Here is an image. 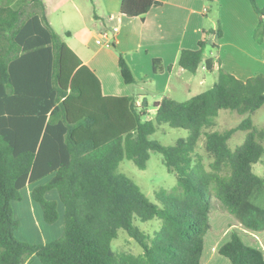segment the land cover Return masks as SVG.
Returning <instances> with one entry per match:
<instances>
[{
	"label": "trees",
	"instance_id": "1",
	"mask_svg": "<svg viewBox=\"0 0 264 264\" xmlns=\"http://www.w3.org/2000/svg\"><path fill=\"white\" fill-rule=\"evenodd\" d=\"M250 1L261 17L255 37L264 42V9ZM156 3L122 0L120 13L143 19ZM206 46L202 40L197 49L182 50L178 65L193 75L203 67L214 72ZM119 67L127 85L137 82L123 54ZM139 99L103 95L97 75L51 26L43 0H9L0 7V264H27L33 256L42 264H202L212 196L243 229L264 231V207L253 201L264 192V177L253 170L264 156V129L253 120L264 106V75L243 81L219 68L214 86L187 101L164 97L150 105ZM223 110L245 118L212 131ZM161 125L189 135L163 146L151 140ZM239 131L247 133L245 141L232 150L229 142ZM203 137L208 165L195 157ZM150 152L160 153L177 176L171 192L156 194L158 203L117 172L124 160L145 170ZM46 178L32 197L53 225L58 202L46 194L58 192L63 234L46 244L21 241L13 204L28 185ZM153 220L160 226L152 235L136 224ZM120 230L141 254L113 249ZM218 252L231 264H264V252L246 244L239 231Z\"/></svg>",
	"mask_w": 264,
	"mask_h": 264
},
{
	"label": "crops",
	"instance_id": "2",
	"mask_svg": "<svg viewBox=\"0 0 264 264\" xmlns=\"http://www.w3.org/2000/svg\"><path fill=\"white\" fill-rule=\"evenodd\" d=\"M89 1L94 11V33L97 37L108 34L114 45L104 47L97 43L98 39L92 38L86 53L74 52L97 75L105 96H138L139 103L146 99L153 105L164 97L173 98L172 95L181 89L190 90L193 80L187 77L190 73L178 65L179 55L184 49H197L202 40L207 43L206 49L212 47L216 50L215 54L205 58L213 60V73L223 68L243 81L264 75V42L255 37L261 17L250 0H213V3L209 0H156V5L143 19L122 16V0ZM256 1L259 8L264 9V0ZM74 6L81 14V7ZM48 8V19L53 27ZM114 28L118 29L116 34H113ZM219 31L222 32L221 37ZM67 33L72 37L69 31L65 35ZM120 54L132 68L137 80L135 84L125 83L119 67ZM155 60L159 61L158 67L162 69L159 73L154 70ZM202 69L206 71L205 67ZM154 112L150 110V113ZM48 180L28 185L22 192L23 199L13 204L15 217L21 222L16 237L21 241L46 244L63 234L64 224L56 229L63 219L61 214L55 224H47L41 206L32 197L34 188ZM56 192H48L46 198L57 201L60 211L61 201ZM231 220L230 230H238L246 244L264 252V231H247L235 218ZM32 226L37 229L35 235L30 233L29 227ZM226 235L231 236V231ZM224 243H216L210 256L202 258V264H231L228 259L216 255ZM27 264L42 263L33 256Z\"/></svg>",
	"mask_w": 264,
	"mask_h": 264
},
{
	"label": "rangeland",
	"instance_id": "3",
	"mask_svg": "<svg viewBox=\"0 0 264 264\" xmlns=\"http://www.w3.org/2000/svg\"><path fill=\"white\" fill-rule=\"evenodd\" d=\"M8 1L9 0H0V7ZM43 1L47 8L49 6V18L53 23L54 30L61 35L63 41L73 51L75 50L80 54H84L88 51L87 44L92 38L95 40L100 39V37H97L94 33V11L89 0ZM74 4L81 7V14L78 13V9L74 6ZM96 11L98 12V10ZM98 23L101 24V22ZM68 31L71 33L72 37L65 35ZM212 53H216L214 48L209 47L206 49L205 58L210 57ZM217 76L218 73H211L203 70L202 68L196 75L187 74V77H190L193 80V87L190 90L187 88L183 90L181 89L180 92L175 93L172 96L179 102L187 101L193 96L211 89L217 81ZM201 81H204V83H201ZM150 100L153 99L150 97ZM244 118V116H240L237 113L223 110L216 119V126L212 129V131L221 132L236 127ZM253 120L257 128L264 129V106L253 115ZM188 135L189 133L185 129H175L169 127L168 125H161L158 127L157 132L151 136V140L158 141L163 146H174L179 139L187 138ZM246 135L247 133L243 131L236 133L230 140L229 147L232 150H235L238 146H241L245 141ZM204 143L205 138L203 137L198 143L195 157H201L204 163L208 165L211 160L205 150ZM253 170L257 175L264 177V156L261 161L253 167ZM117 172L118 174L130 178L154 203H158L156 198V194L158 192H171L177 186L176 174L168 171L167 167L164 165L163 156L157 152H150V159L145 170L139 169L132 161L124 160L120 163ZM253 201L256 205L264 207V192L258 194ZM59 212L62 216L61 218H63L64 207L62 203H60ZM231 219H234V217L228 212H223L218 200L212 196V210L210 213L211 229L205 238V251L203 259H205L208 255L210 256L216 243H224L230 238V236H227L226 233L228 231H231V233L233 232V229L230 230V226L232 225ZM61 224H64L63 219L60 224L58 223L56 229L59 230ZM136 224L150 235L154 234L160 226V222L158 220L146 223L136 221ZM29 230L32 235L37 233V229L33 226L29 227ZM234 231L238 230L235 229ZM112 245L116 252L141 254L143 251L142 248L133 239H131L124 230L119 231L118 238L113 241ZM216 255L219 256V253L217 252Z\"/></svg>",
	"mask_w": 264,
	"mask_h": 264
},
{
	"label": "built area",
	"instance_id": "4",
	"mask_svg": "<svg viewBox=\"0 0 264 264\" xmlns=\"http://www.w3.org/2000/svg\"><path fill=\"white\" fill-rule=\"evenodd\" d=\"M118 32L117 28L113 29V34ZM97 43L104 47H112L114 45V41L112 38H109L108 34H103L100 39L97 40Z\"/></svg>",
	"mask_w": 264,
	"mask_h": 264
}]
</instances>
